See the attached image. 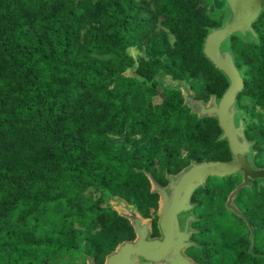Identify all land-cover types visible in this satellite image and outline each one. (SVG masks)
<instances>
[{"label":"trees","instance_id":"obj_1","mask_svg":"<svg viewBox=\"0 0 264 264\" xmlns=\"http://www.w3.org/2000/svg\"><path fill=\"white\" fill-rule=\"evenodd\" d=\"M222 23L207 0H0V264H64L72 254L104 264L137 237L107 195L161 237L149 175L166 186L167 174L232 153L217 117L199 116L157 76L186 81L205 103L220 98L229 81L203 44ZM253 26L256 39H231L243 117V98L264 110V12ZM244 123L262 168L264 123ZM240 182L241 173L208 176L195 190L184 251L195 262L264 264V178L233 199L244 217L225 204ZM216 196V212H194Z\"/></svg>","mask_w":264,"mask_h":264},{"label":"water","instance_id":"obj_2","mask_svg":"<svg viewBox=\"0 0 264 264\" xmlns=\"http://www.w3.org/2000/svg\"><path fill=\"white\" fill-rule=\"evenodd\" d=\"M225 17L219 27H211L207 33L203 52L205 56L228 78L229 85L220 98L212 95L209 102L195 98L194 92L186 81V92L182 93L185 103L199 116L213 115L217 117L222 129L220 139H226L232 153L230 161L210 160L192 162L177 174H167L169 183L162 186L150 175L154 185L153 191L160 195L159 228L161 237H150V221L144 219L132 207L131 217L124 214L131 221L135 233V240L121 243L110 253L104 264H140L145 261L151 264H199L184 251L193 244L190 221L194 216L190 214L194 203L191 202L195 190L205 183L208 176L224 177L241 173L240 182L228 195L226 207L244 217L234 205L233 199L241 188L250 184V179L264 178V167L257 168L252 161V144L246 136V125L242 110L238 107V95L244 87V80L237 67L232 50L231 39L234 34L246 39H256L257 32L254 22L264 12V0H225ZM178 85L171 86L180 88ZM180 88V89H181ZM92 264H94L91 259Z\"/></svg>","mask_w":264,"mask_h":264},{"label":"rangeland","instance_id":"obj_3","mask_svg":"<svg viewBox=\"0 0 264 264\" xmlns=\"http://www.w3.org/2000/svg\"><path fill=\"white\" fill-rule=\"evenodd\" d=\"M207 6H208V12L211 16H213L219 20L224 19V17H225V10L224 9L226 7V3L224 0H207ZM129 53L134 57H137L138 55L142 54V52L138 48H134V47L129 49ZM242 69L245 72L247 67L243 66ZM127 74H130V75L134 74V69L133 68L129 69L127 71ZM157 79L161 82V84L163 86H166V87H171V86H176V85L179 86V81L174 80L169 75L159 74L157 76ZM180 85L183 88V91L186 92L187 84L180 83ZM182 88H181V90H182ZM159 92L162 95V89L161 88H159ZM241 103L243 106L242 109L244 111V118H245V121L247 124H250L252 122H259V121L264 123V110H262L258 107H254L252 105V103L246 98H243ZM153 187H154V185H153ZM87 193L92 194L96 197L100 195L99 192H95L92 188L89 189ZM105 198L107 200V203L109 205H111L112 207H114L115 209H117L120 213L126 214L129 217L132 216V214H133L132 213L133 212L132 207L128 206V204L123 199H121L117 196H108V195ZM218 205H219V198L216 196L214 198V203L212 205H203L201 207L196 208L194 210V212L196 214L204 213V212H211V213L213 212L214 213L217 211ZM158 213H159V210H158ZM147 220L148 219H146V221ZM62 262L64 264H92L91 259H89L87 255H83V254L82 255H78V254L68 255L62 259ZM140 264H151V263L142 261V262H140Z\"/></svg>","mask_w":264,"mask_h":264}]
</instances>
